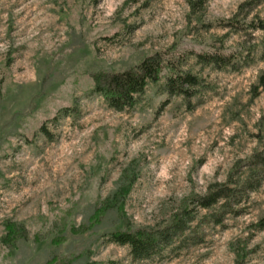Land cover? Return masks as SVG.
Returning <instances> with one entry per match:
<instances>
[{
	"label": "rangeland",
	"instance_id": "1",
	"mask_svg": "<svg viewBox=\"0 0 264 264\" xmlns=\"http://www.w3.org/2000/svg\"><path fill=\"white\" fill-rule=\"evenodd\" d=\"M189 1L0 0V264H236L241 240H249L243 264H264V229L253 227L264 216V173L237 214L216 224L212 210H198L161 254L135 259L109 239L126 222L165 225L261 147L264 91L253 97V86L264 72V31L221 27L248 0H195V11ZM245 12L243 22L264 19V0ZM219 39L227 51L246 45L252 61L234 70L189 57L186 67L204 80L193 110L161 92L165 80L122 111L93 91L98 71H123L158 51H203ZM126 172L136 179L123 213L91 220ZM8 222L25 225L29 238L5 244Z\"/></svg>",
	"mask_w": 264,
	"mask_h": 264
},
{
	"label": "trees",
	"instance_id": "2",
	"mask_svg": "<svg viewBox=\"0 0 264 264\" xmlns=\"http://www.w3.org/2000/svg\"><path fill=\"white\" fill-rule=\"evenodd\" d=\"M263 0H248L240 5L236 15L224 22H220L221 27L230 28L236 32L243 30L250 36L254 30L264 31V19L257 17L250 22H243L239 19L242 13L248 15ZM192 11L197 10V1L190 0ZM212 24L208 25V27ZM249 29H251L249 31ZM246 45L241 46L239 51H227L223 39L217 40L210 45L209 49L203 51L180 54H170L169 51H158L144 57L138 64L123 71L114 72L111 70H101L93 74V91L103 96L109 106L122 111L134 107L150 83L159 84L161 92L169 95H179L186 101L188 110H193L199 102L193 99L199 95L200 88L204 83L199 73L186 67V63L192 55L197 62L203 66L212 65L216 68L231 67L239 70L243 65L252 61L251 51ZM264 91V72L257 84L253 86V97ZM48 133V131L43 128ZM261 147L255 150L247 159L237 161L226 182H215L209 185L203 194L197 193L186 199L184 206L176 212L172 219L162 226L133 228L126 222L125 229H115L109 234V239L121 245H128L131 254L135 259L151 258L155 254L172 245L179 236L191 228V221L196 217L198 210H212V222L221 224L229 213H238L235 208L241 203L249 190L256 189L262 180L264 173V137L260 136ZM246 169V176H241L240 172ZM248 173V174H247ZM136 176L134 173L126 172L124 179L112 197L99 202L95 207V212L91 220L99 223L106 212L112 208H117L123 213V204L128 195ZM253 227L257 230L264 229V216L260 218ZM7 233L3 237L5 244H14L18 239H28L30 234L25 225L8 222L6 224ZM37 237L42 238L41 235ZM181 241V240H179ZM249 240L237 241V262L243 264L247 257V246ZM236 245V246H237ZM57 264H70L66 260H57ZM51 264V262H49ZM86 264H99L88 262Z\"/></svg>",
	"mask_w": 264,
	"mask_h": 264
}]
</instances>
